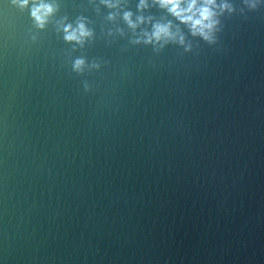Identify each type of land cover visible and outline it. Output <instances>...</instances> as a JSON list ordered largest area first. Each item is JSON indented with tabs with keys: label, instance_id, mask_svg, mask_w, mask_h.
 <instances>
[{
	"label": "water",
	"instance_id": "water-1",
	"mask_svg": "<svg viewBox=\"0 0 264 264\" xmlns=\"http://www.w3.org/2000/svg\"><path fill=\"white\" fill-rule=\"evenodd\" d=\"M227 2L208 40L154 0H0V264H264V0Z\"/></svg>",
	"mask_w": 264,
	"mask_h": 264
},
{
	"label": "clouds",
	"instance_id": "clouds-1",
	"mask_svg": "<svg viewBox=\"0 0 264 264\" xmlns=\"http://www.w3.org/2000/svg\"><path fill=\"white\" fill-rule=\"evenodd\" d=\"M21 8L28 6L30 0H14ZM161 8L166 9L171 15L179 21L187 24L193 35H200L205 39L211 40L212 33L218 24L216 19L218 13L217 8L228 9L230 4L227 0L217 4V0H154ZM109 8L119 6V0H102ZM138 8L143 9L148 7V0H139ZM55 11V6L52 3L40 2L35 3L31 9V15L35 19L39 27H43L49 15ZM109 18H114V14L110 13ZM123 18L129 27L135 29L139 24L146 20L151 22V17L137 16L133 19L131 11H125ZM65 39L68 41H77L82 43L86 37L92 35L91 30L86 26L83 20L77 22L75 26L67 24L64 26ZM142 38L145 43H155L160 41L179 39L180 43H184V36L179 32L172 31V22L161 23L159 21L152 24V30L144 31ZM139 42V40L137 41ZM84 64L83 59H77L74 63L75 69H80Z\"/></svg>",
	"mask_w": 264,
	"mask_h": 264
}]
</instances>
